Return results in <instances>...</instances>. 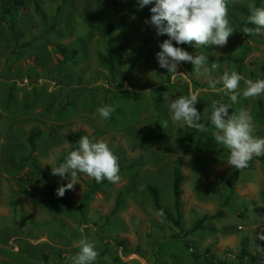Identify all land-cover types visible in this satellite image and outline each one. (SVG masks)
Listing matches in <instances>:
<instances>
[{
    "label": "rangeland",
    "instance_id": "obj_1",
    "mask_svg": "<svg viewBox=\"0 0 264 264\" xmlns=\"http://www.w3.org/2000/svg\"><path fill=\"white\" fill-rule=\"evenodd\" d=\"M35 1L44 23L31 0H0V264H72L85 237L99 253L93 264H201L181 241L194 253L208 245L226 264H251L239 260L244 236L248 252L258 258L252 264H264V163L252 160L230 188L225 185L233 166L227 163L229 150L215 142L209 119L213 101L228 105L229 114L244 109L253 135L264 137V94L244 98L241 80V94L232 103L230 93L214 92L209 83L226 70L264 79V30L244 33L255 27L247 23L249 5L264 7V0H229L234 32L225 46L176 45L207 55L209 69L213 61L220 65L197 73L190 62H181L178 74L159 66L156 53L168 37L145 23L150 9L138 8L136 0ZM107 22L114 26L108 47L112 73L99 59L106 56ZM190 92L199 94L195 107L202 123L208 117L206 132L171 120L170 102ZM105 104L116 109L107 120L97 112ZM30 129L40 132L31 146L25 140ZM188 132L190 149L184 151ZM76 133L107 141L119 158L120 179L97 183L81 173L59 197L56 190L69 177L52 175L51 168L64 162L56 163ZM178 159L180 228L217 210L221 214L191 234L173 237L179 229L159 215L145 183L155 186L160 204L175 216L170 183ZM44 175L52 192L42 190ZM92 181L96 189L81 202ZM117 193L119 204L108 216Z\"/></svg>",
    "mask_w": 264,
    "mask_h": 264
},
{
    "label": "clouds",
    "instance_id": "obj_2",
    "mask_svg": "<svg viewBox=\"0 0 264 264\" xmlns=\"http://www.w3.org/2000/svg\"><path fill=\"white\" fill-rule=\"evenodd\" d=\"M228 3L229 0H138V8L152 5L150 19L145 20V23L154 26L157 35L166 34L168 37L160 42V50L156 53L159 66L173 74H178L177 67L181 62H190L197 73L201 69L206 73L218 69L220 65L216 61L211 63V69L207 67V55L194 56L176 45L225 46L234 32L228 17ZM249 9L247 23L255 27L245 28L244 33L261 34L264 30V7L250 4ZM241 80L245 84L242 92L244 98H255L264 94V79H245L235 70H226L219 79H213L209 83L212 91L230 93V100L236 103L241 94ZM217 85L222 87L218 88ZM198 95V92H190L187 96L181 95L172 100L169 104L171 120L177 124L183 122L199 132H206L208 129L201 122L200 112L195 107L199 101ZM211 107L209 119L215 129L213 137L217 144L229 150V165L244 169L254 156L264 155V137L253 135L251 116L246 110L241 109L238 113L229 114V106L218 101H213ZM115 110L114 106L108 104L97 108L98 114L105 120L109 119ZM51 172L52 175L69 177L68 182L56 190L57 196L63 197L66 190H72L78 183L81 173L94 178L97 183L105 179L113 183L118 182L119 158L107 141H93L85 135L79 138L78 148L70 151L64 162L51 168ZM159 215H163V210L159 211ZM78 248V252L71 258L72 264H93L96 261L99 253L92 241L85 237L79 241Z\"/></svg>",
    "mask_w": 264,
    "mask_h": 264
},
{
    "label": "trees",
    "instance_id": "obj_3",
    "mask_svg": "<svg viewBox=\"0 0 264 264\" xmlns=\"http://www.w3.org/2000/svg\"><path fill=\"white\" fill-rule=\"evenodd\" d=\"M7 2H9L10 4H21L23 3L24 0H6ZM137 1V5H138V0ZM32 3V9L34 14L37 16V18L39 19L40 22H45L46 21V17L45 14L41 11V8L39 6V4L37 3V1L35 0H31ZM152 7V5H146L144 6L142 9H150ZM3 12H8V8H2ZM9 26H11V24H9ZM114 30V26L111 22H107L105 25V32H106V37H105V45H106V56H99V59L102 62H105L107 64V68L109 73H112L113 71V63L110 59V55L112 54V51L108 48L109 44L111 42V32ZM121 49V47H119ZM119 50V49H117ZM116 50V51H117ZM133 63H131L132 65ZM208 121V117L205 121V125L207 124ZM194 129V128H193ZM40 132L37 129H30L25 136V140L26 143L31 146L33 143V139L36 138L37 136H39ZM189 136H190V132L187 133L185 139H186V143L184 144V151H188L190 149V145H189ZM80 136L78 133H76L72 140H71V144L67 150V153L59 158L56 163L60 162V160H63L66 158V156L68 155V153L72 150H75L77 144H78V140H79ZM27 159L31 158V153H28L26 156ZM252 160H257V161H261L264 163V155L261 156H254ZM252 160L249 162L248 166L244 169H236L235 167H233V169L229 172V174L227 175V177L224 179V184L227 185L229 188L232 186L233 182L237 179L238 174L245 170L248 169L251 165ZM179 164H180V160L178 159L175 164L172 167L171 170V183H170V190H171V206L174 210L175 216H172L169 214V212L167 211V209L160 204L159 202V197H158V192L157 189L155 188V186L150 182V181H146L145 183V189L146 192L148 194V196L151 198L152 200V204L153 206L156 208V210L159 212L160 210H163V215H161L165 220H167L173 227L179 229V231H177L176 233H172L170 234V236L176 237L179 236V232H182L183 235H188L193 233L194 231H196L197 229L202 227V222L206 219V218H213L215 216H219L221 214V212L219 210H217L216 212L210 214V215H203L197 219L194 220V222L191 224V226H189L188 228L182 230L180 228V224H179V196H180V184L182 182V175L180 173L179 170ZM45 176V175H44ZM47 182L42 186V190L43 192H52L53 191V185L52 183L49 182L48 177H46ZM96 189V184L94 183V181L91 182V184L88 187V190L83 194L81 202L86 199L88 196H90L93 191ZM120 193H117L113 208L111 209V211L108 213V216L110 214L113 213V211L117 208L118 206V196ZM80 204V203H79ZM182 245L185 248L190 249L189 251V256L191 259L195 260V259H200L201 264H226L225 259L222 257H216L213 252L210 250V247L207 245L204 247V249L199 252V253H194L191 250V245L187 242V241H181ZM240 257L239 260L243 261V259L248 258L251 262V264L258 260L257 257H255V255L251 254L248 252L247 250V238L244 236L241 238L240 240ZM261 252L264 253V239H262L261 241Z\"/></svg>",
    "mask_w": 264,
    "mask_h": 264
},
{
    "label": "crops",
    "instance_id": "obj_4",
    "mask_svg": "<svg viewBox=\"0 0 264 264\" xmlns=\"http://www.w3.org/2000/svg\"><path fill=\"white\" fill-rule=\"evenodd\" d=\"M86 1H88V0H86ZM83 6H87V4L85 3V2H83V4H82ZM81 5V6H82ZM88 10V9H87ZM18 21V20H17ZM25 30H28L27 28H25ZM41 30H43V27L41 28ZM47 43V42H46ZM8 52V51H7ZM7 52H6V55H7ZM8 95V94H7Z\"/></svg>",
    "mask_w": 264,
    "mask_h": 264
}]
</instances>
